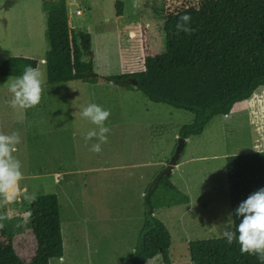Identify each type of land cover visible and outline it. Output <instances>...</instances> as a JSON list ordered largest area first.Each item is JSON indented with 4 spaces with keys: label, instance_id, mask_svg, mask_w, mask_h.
I'll list each match as a JSON object with an SVG mask.
<instances>
[{
    "label": "rangeland",
    "instance_id": "374dc122",
    "mask_svg": "<svg viewBox=\"0 0 264 264\" xmlns=\"http://www.w3.org/2000/svg\"><path fill=\"white\" fill-rule=\"evenodd\" d=\"M56 1L0 0V65L10 57L37 60L43 83L40 103L22 110L9 103L8 89L16 78L0 75V132L20 133L14 155L23 172L16 186L0 193L1 227L18 255L31 260L36 247L27 226L30 200L54 194L63 260L50 264H122L136 245L149 189L167 175L182 195L160 185L151 198L154 216L170 232L172 264H190L189 242L223 237L231 218L226 157L264 151V87L242 109L214 118L201 135L191 137L176 160L175 135L192 122H187L192 114L126 89L123 85H133L132 80L119 84L109 78L140 71L146 56L163 53L164 14L204 0H66L73 34L91 35L92 49L83 59H93L97 82L47 84L43 3ZM146 23L152 24L151 32ZM89 103L111 113L105 121L108 141L100 151L90 150L95 138L84 139L97 129L81 116ZM147 264L163 263L156 257Z\"/></svg>",
    "mask_w": 264,
    "mask_h": 264
},
{
    "label": "trees",
    "instance_id": "16d2710c",
    "mask_svg": "<svg viewBox=\"0 0 264 264\" xmlns=\"http://www.w3.org/2000/svg\"><path fill=\"white\" fill-rule=\"evenodd\" d=\"M43 9L49 43L42 59L46 83L74 80L96 83L93 59H83L92 49L91 35L80 30L73 34L67 1L45 2ZM184 14L191 16L190 33L176 29L179 17ZM121 15L116 5V16ZM162 28L163 53L146 56L140 71L111 76L109 80L119 84L132 80L133 85L123 86L140 92L151 103L192 114L193 121L178 132V140L185 147L186 140L201 135L214 118L227 116L232 109L233 115L256 90L264 87V0H204L175 14H164ZM25 66L37 68L38 61L7 58L0 65V75L17 78ZM225 171L231 219L238 224L235 208L249 194L264 187V151L226 157ZM160 185L182 195L170 176L160 175L146 195L143 224L134 250L123 264H146L156 257L163 264H172L170 232L154 216L151 202ZM59 209L54 194L30 200L27 226L36 250L29 261L18 255L8 230L0 226V264H50L52 259H61ZM188 252L190 264H261L256 255L241 254L235 240L228 244L223 237L191 241Z\"/></svg>",
    "mask_w": 264,
    "mask_h": 264
},
{
    "label": "clouds",
    "instance_id": "9594fccd",
    "mask_svg": "<svg viewBox=\"0 0 264 264\" xmlns=\"http://www.w3.org/2000/svg\"><path fill=\"white\" fill-rule=\"evenodd\" d=\"M190 22L189 14L181 15L176 24L177 31H193ZM8 90L12 96L9 102L11 107L22 110L35 107L40 103L43 92L42 72L39 68L25 66L22 75L11 83ZM110 115V110L96 103H89L82 109L81 116L97 126V129L89 131L84 137L86 142L94 138L97 141L91 145L90 150L100 151L101 144L107 143L106 134L110 132V128L105 126V121ZM20 143L18 131L10 134L0 132V193L13 188L23 178L22 163L14 155ZM234 215L239 218V223L230 218L223 238L228 244L235 240L240 246L241 254L256 255L261 264H264V187L241 201L235 208Z\"/></svg>",
    "mask_w": 264,
    "mask_h": 264
},
{
    "label": "crops",
    "instance_id": "0c3cea01",
    "mask_svg": "<svg viewBox=\"0 0 264 264\" xmlns=\"http://www.w3.org/2000/svg\"><path fill=\"white\" fill-rule=\"evenodd\" d=\"M152 23V22H151ZM151 23H146V25H149L148 27H149V29H150V32H151V30L153 29V26H152V24ZM163 29V28H162ZM135 31V30H134ZM134 31H130L131 33H135ZM146 39L148 40V42H151L152 41V34H148V36H146ZM165 40V39H164ZM165 51V50H164ZM154 56V55H153ZM238 104V103H237ZM163 105V104H162ZM167 106V105H166ZM236 106V104L234 105V107ZM233 107V108H234ZM172 108V107H171ZM174 109V108H173ZM177 110V109H176ZM182 111V110H181ZM232 111V110H231ZM191 121H193V115H190V116H187V122H191ZM178 129H180V128H178ZM194 137V136H193ZM175 138H177L178 139V136L177 135H175ZM191 138V137H190ZM190 138H188L187 140H186V145L190 142ZM178 165V163L176 164V166ZM175 166V167H176ZM173 172H174V169H173ZM172 172V173H173ZM58 176H60V175H58ZM179 190V189H178ZM142 227V226H141ZM134 250V249H133ZM133 250L131 251V253L133 252ZM131 255V254H130ZM130 255L126 258V259H128L129 257H130ZM63 260V259H62ZM52 261V260H51ZM125 262V261H124ZM123 262V263H124ZM150 262V261H149ZM122 263V264H123ZM148 263V262H147ZM146 263V264H147Z\"/></svg>",
    "mask_w": 264,
    "mask_h": 264
},
{
    "label": "water",
    "instance_id": "95a60500",
    "mask_svg": "<svg viewBox=\"0 0 264 264\" xmlns=\"http://www.w3.org/2000/svg\"><path fill=\"white\" fill-rule=\"evenodd\" d=\"M183 149H184V143L182 140H179L176 149V160L182 155Z\"/></svg>",
    "mask_w": 264,
    "mask_h": 264
},
{
    "label": "built area",
    "instance_id": "2783aa9c",
    "mask_svg": "<svg viewBox=\"0 0 264 264\" xmlns=\"http://www.w3.org/2000/svg\"><path fill=\"white\" fill-rule=\"evenodd\" d=\"M77 14H80V12L78 11V12H76Z\"/></svg>",
    "mask_w": 264,
    "mask_h": 264
}]
</instances>
